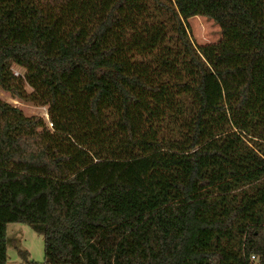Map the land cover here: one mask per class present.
Wrapping results in <instances>:
<instances>
[{"label":"trees","instance_id":"1","mask_svg":"<svg viewBox=\"0 0 264 264\" xmlns=\"http://www.w3.org/2000/svg\"><path fill=\"white\" fill-rule=\"evenodd\" d=\"M0 88V264H264V0H0Z\"/></svg>","mask_w":264,"mask_h":264},{"label":"rangeland","instance_id":"2","mask_svg":"<svg viewBox=\"0 0 264 264\" xmlns=\"http://www.w3.org/2000/svg\"><path fill=\"white\" fill-rule=\"evenodd\" d=\"M189 34L192 40L198 44L217 42L222 37L220 26L213 20L204 16H193L187 21ZM16 74H24L25 69L14 66ZM27 90L31 88L27 86ZM0 98L15 104L23 109L27 115H40L50 124L48 107L21 101L10 93L0 88ZM8 264H23L24 259L19 253L25 250L29 253L30 260L43 261L45 258L44 238L35 232L30 225L25 223L8 224Z\"/></svg>","mask_w":264,"mask_h":264}]
</instances>
